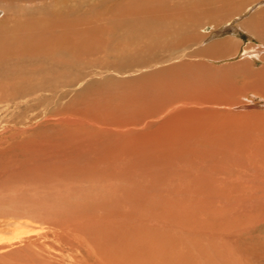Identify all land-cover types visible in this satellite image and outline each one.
<instances>
[{
    "label": "rangeland",
    "instance_id": "rangeland-1",
    "mask_svg": "<svg viewBox=\"0 0 264 264\" xmlns=\"http://www.w3.org/2000/svg\"><path fill=\"white\" fill-rule=\"evenodd\" d=\"M100 1L44 0L41 11L31 16L74 14L80 19L87 10L84 19L73 23L72 30L78 33L75 41H91L93 36L92 41H131L122 39L121 28L104 29L111 15H105L109 5ZM187 1L171 3L184 7ZM245 1L195 0L199 6L188 11L201 21L197 33L204 42L233 35L242 46L237 55L214 63L201 57L188 61L213 64L216 69L241 62L249 40L254 43L256 39L242 31L217 37L214 33L220 29V17L229 10L241 9L232 25L237 28L264 2ZM49 2L51 9L45 11ZM89 4L98 6L91 9ZM12 28L7 23L2 29L10 32ZM203 41L197 45L204 46ZM113 49V44L95 46L71 62L65 58L66 64L33 53L1 65L0 264H264V187L257 184L258 175L252 176L247 162L241 163L244 158H236L240 163L230 166L217 161L211 171L195 167L187 173L190 168L178 163L169 173L157 166L151 178L153 167L148 163L132 170L126 168L125 159L116 165L73 160L68 150L57 147V142L70 139L63 136L91 134V128L67 125V117L114 125L125 112L128 117L141 114L180 91L177 86L152 97L129 96L136 85L133 73L119 74L126 67L124 61L113 58ZM262 65L253 62L258 70L253 74L258 75ZM229 74L233 78L223 92L245 101L241 106L259 109L251 84L261 82L260 76L236 79L235 71ZM244 117L234 115L228 120L243 126H239L240 133L264 134V114ZM29 142L40 143L37 161L29 157ZM251 194L256 197L253 202Z\"/></svg>",
    "mask_w": 264,
    "mask_h": 264
},
{
    "label": "bare ground",
    "instance_id": "bare-ground-1",
    "mask_svg": "<svg viewBox=\"0 0 264 264\" xmlns=\"http://www.w3.org/2000/svg\"><path fill=\"white\" fill-rule=\"evenodd\" d=\"M254 1L256 0H252L253 3ZM43 2L44 0H0V12L4 13L0 19V67L13 58L21 59L33 53L66 64V59L71 62L95 46L105 48L113 44L114 49L111 51L113 58L124 61L123 66L126 67L125 70L118 68L121 71L119 74L126 75L128 71L132 72L133 83L136 82L135 86L132 85L134 88H131L129 96L152 97L160 90L164 91L163 89L170 90L177 86L180 88L175 96L171 95L172 98L155 103L141 114L128 117L125 112L114 125H99L89 119L67 117L64 120L67 125L91 128V134L86 138L63 136L70 139L62 144L57 142V147H62L64 151L68 150L73 160L80 158L92 161L104 160V163L106 161L116 165L120 159H125L126 168L132 170L135 166L142 168L148 163L151 165L150 168L153 167L151 169L153 172L149 171L153 173H150L151 178H155L157 166L169 173L178 163L190 168L187 173L195 167L198 171L202 168L211 171L217 161L225 162L230 166L232 163L234 165L240 163L236 158H244L241 163L247 162L249 170L254 171L252 176L258 175L257 184L260 183L264 187V134L254 135L255 131L253 134L250 132L246 134L247 130L243 132L244 134L240 133L238 129L241 125L230 123L228 120L229 116L234 115L245 118V115L264 114V2L262 8L244 17L237 28L232 25L233 21H236V14L241 12L240 8L231 9L220 17L221 25L217 27L220 29L214 33V36L229 31L234 33L242 31L256 40L252 43L249 38V44L242 51V60L239 59L241 62L219 69L212 66L213 64L209 66L190 62V59L201 57L214 63L237 55L242 44L233 35L209 39V42L204 39V42L203 37L198 36L197 33V27L202 25L201 21L188 11L199 6L195 0L187 1L184 7L171 3V0L100 1L110 8L106 14L104 12L105 15H111L105 22L104 29L121 28L122 39L129 38L131 41H92L94 36L90 37L91 41H75L78 33L73 32V23L75 19L80 21L88 11L82 13L80 19L74 14L57 13L52 17L47 15H40L37 19L32 17V14L41 11ZM243 4L246 7L251 5V3ZM97 6L89 4L91 9ZM50 9L49 2L45 11ZM7 23H11L15 29L12 28L10 32L3 30V26ZM154 29L159 30L152 33ZM16 32L18 35L10 34ZM158 39L160 41H157ZM199 41H203L204 46L197 45ZM159 50L160 53L157 52ZM255 61L263 62L258 75L253 74L258 71L253 68ZM140 64L143 66L139 68ZM116 68L112 70L118 71ZM234 71L238 74L234 77L236 79L246 78L250 74L260 76L258 81L261 82L254 83L255 79L254 84H251L254 87L251 93L252 98L261 108L254 110L250 106H241L245 101L242 102L239 97H230L228 91L223 92L227 83L230 84L233 78L229 73ZM68 87L69 85L66 86ZM82 135L88 136L89 133L83 132ZM240 141L251 146H243ZM27 149L31 152V155L29 154L31 161H37L40 143L29 142ZM30 159L27 156L26 161ZM206 160L209 161L207 165L204 163ZM140 182L141 179L138 180V183ZM253 182L254 180L251 186L255 187ZM257 186V189L261 188ZM254 197L253 195L250 197L251 202L256 198Z\"/></svg>",
    "mask_w": 264,
    "mask_h": 264
}]
</instances>
